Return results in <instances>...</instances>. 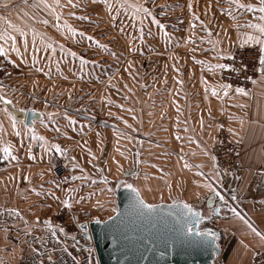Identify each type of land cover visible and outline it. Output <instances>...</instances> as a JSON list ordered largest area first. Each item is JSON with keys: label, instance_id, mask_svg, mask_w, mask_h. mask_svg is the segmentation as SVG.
I'll return each instance as SVG.
<instances>
[{"label": "crops", "instance_id": "0c3cea01", "mask_svg": "<svg viewBox=\"0 0 264 264\" xmlns=\"http://www.w3.org/2000/svg\"><path fill=\"white\" fill-rule=\"evenodd\" d=\"M114 1L110 0L113 4ZM128 2L135 4V0ZM172 2L160 0L157 20L165 26L164 31L170 23L179 33L174 37L155 36L157 45L165 43L159 54L155 52V56H150L153 54L150 51L142 52L148 60L141 69V79L132 73L128 83L124 128L115 126L123 131L121 135L126 133L125 169H138L149 179H158L157 182L146 177L142 180L137 174L134 186L147 203L175 200L200 209L204 218L213 215L209 225L222 236L218 262L214 264H249L256 252L264 250V240L248 227L251 224L264 234V79L258 71L246 95L230 89L225 95L220 88L219 68L210 66L221 64L232 48L241 47L242 34L254 30L237 25L257 23L259 13L236 9L234 5L230 8L226 0ZM240 2L259 4V0ZM47 3L52 7H44L41 0H0V32L14 36L19 49L18 55L12 51L11 40H0L7 51L4 56L16 66L15 74L11 73L0 82V96L11 101L7 104L0 100V148L11 145L12 156L16 157L12 159L0 152V264H97L89 233L76 222L78 217L73 216L74 226H61L54 222L57 219L50 213L51 196L56 194V186H60L50 173L54 165V159L50 158L58 154L53 152L57 133L50 136V124L54 121L49 118V103H38L33 94L50 95V74L73 75L61 71L52 60L82 56L87 43L103 40V27L124 26L128 20L118 25L115 20L120 15L115 7L109 12L103 0H72L71 4L68 0H59L60 7L56 6V0H47ZM34 4L39 6L33 7ZM168 7L174 9L172 18L162 16ZM45 20L47 23H43ZM130 20L129 24L134 26V19ZM151 23L150 16L144 17L146 38H151ZM65 24L76 30L75 35ZM21 31L25 35L22 36ZM110 37L109 31L106 39ZM209 39L218 42L215 51ZM64 78L57 81L61 82L57 84L59 87L67 81ZM213 88L217 95L212 94ZM58 91L63 90L59 88ZM28 110L40 114L31 126L25 125ZM11 117L16 120V130L12 128ZM219 117L225 118L229 129L233 130L230 132L232 140L242 144L238 167L231 173L214 167L210 153L215 120ZM33 128L37 136L45 138V148H41V141L31 140ZM16 131L20 132L19 136ZM67 167L73 170L68 180L75 173H78L76 177H80V173L83 175V168L81 172L71 164ZM156 171L161 177L156 176ZM79 180L73 187L77 189L78 196L73 197L76 203L87 199L86 190L79 189L90 184L85 183L86 179ZM152 184L158 185L150 188ZM205 184H210L214 191ZM232 208L239 215H234L230 211ZM96 216L91 219H98ZM50 217L51 229L45 225ZM61 228L63 233L59 231Z\"/></svg>", "mask_w": 264, "mask_h": 264}, {"label": "rangeland", "instance_id": "374dc122", "mask_svg": "<svg viewBox=\"0 0 264 264\" xmlns=\"http://www.w3.org/2000/svg\"><path fill=\"white\" fill-rule=\"evenodd\" d=\"M169 1L173 4L172 0ZM114 4H116V0ZM135 4L148 6L156 20L158 19L159 10L157 7L160 0H135ZM173 11V7H168L162 16L167 15L172 18ZM118 15L120 16L115 20L118 25L126 22L125 19L128 22L124 23V26L103 27V40L96 44L87 43L84 47L86 55L81 56L80 54L76 58L51 61L54 63L53 65L60 66L61 71L65 70L67 73H73V75L53 76L50 74V82L48 83L50 95L47 97L46 95L33 94V97L38 99V103L44 101L43 104L48 102L50 105V113L52 114L50 120L54 121L50 124V136L52 134L55 136L54 133H57L53 144L60 148V151H55L56 148H53V152H58V154L54 158L51 157L50 160L54 159V165L60 160H64L67 165L71 164L72 168H74L73 164L78 165L77 168L81 172H83L82 168L84 169L83 175L80 173V176L86 177L85 183H90L85 188L79 189L83 192L86 190L87 199L76 203L77 201L73 197L77 195V189L73 187L75 183L78 184L81 180H74L73 178L68 180L71 173L73 174L70 167L68 177L63 182H58L60 186H56L58 189H54L56 194L50 195L53 198L50 202V213L57 219L54 222H59L61 226H74L72 225V223L75 224L73 216H77L76 222L83 226V222L91 221V217L94 215L99 216H96L98 219L104 220L115 212L113 181L124 178V172L127 171L125 169L127 158L125 155H121L127 151L126 133L124 132L122 136L123 131L115 129V126L117 124L120 128L121 126L124 128L122 121L127 114L128 83L133 77L132 73H134L135 78L141 79V69L148 60L143 57V51H150L153 53L150 56H155V52L163 49L162 45L165 47L164 42H160L159 45L156 44L155 36L163 33L153 23H151L149 33L151 38H146L148 37L146 27L141 25L139 19L143 13H139L138 18L133 20L134 26L129 24L132 22L130 20L132 16L127 12L121 10ZM150 19H152L151 16ZM141 27L143 28L142 39ZM175 29L173 24L168 23L164 32L167 37H174L176 33H179V30L175 32ZM109 31L112 37L107 40L106 34ZM147 40H152V42L148 43ZM251 47H258V45L236 48ZM233 49L235 48L230 51ZM12 65V73L15 74L16 66L13 62ZM62 77H65L64 79L67 81L64 82L63 87H59L57 84L61 82L57 83V81L61 80ZM59 88L64 92H59ZM70 121L75 123H70ZM50 145L52 146L51 141ZM53 166L50 167L51 174ZM138 173L142 180L145 177L151 182L158 180L155 177L149 179L148 175L141 170ZM154 173L157 174V177H161L158 171ZM74 176H78V173H75ZM157 185L152 184L150 188ZM69 189H76V191H69ZM65 199L70 201L71 207L63 205L62 202ZM58 201L59 204H57ZM50 222L52 223L51 217Z\"/></svg>", "mask_w": 264, "mask_h": 264}, {"label": "water", "instance_id": "95a60500", "mask_svg": "<svg viewBox=\"0 0 264 264\" xmlns=\"http://www.w3.org/2000/svg\"><path fill=\"white\" fill-rule=\"evenodd\" d=\"M39 118L38 112L28 110L25 125L31 126ZM137 172L127 171L124 178L113 182L115 212L111 216L104 220L83 222L81 226L89 233L97 264L218 262V245L222 236L209 225L213 215L204 218L201 210L192 205L190 206L196 215L186 214L181 204L173 202L153 204L155 207L152 210L139 211L133 206V193L126 187L131 184L136 188L133 181ZM140 198L147 203L141 195ZM214 212L216 213V209ZM185 221L193 228L192 234L181 232ZM197 232L215 235L197 236Z\"/></svg>", "mask_w": 264, "mask_h": 264}, {"label": "snow or ice", "instance_id": "6c2138e0", "mask_svg": "<svg viewBox=\"0 0 264 264\" xmlns=\"http://www.w3.org/2000/svg\"><path fill=\"white\" fill-rule=\"evenodd\" d=\"M68 2L71 4L72 0H68ZM93 2H95V0H93ZM103 2L105 3V5L107 7V10L109 12H112L114 7H115L117 12H119L121 9H123L125 12H127L129 15H131L134 20L138 18V14L139 13H143L144 15L139 17L141 25H143L144 17L151 16L152 17V23L157 25L159 27L160 31L163 34L167 35L164 32L165 26L162 23H160L158 20H156L155 16H153L151 10L149 8L145 7L143 4L129 3L128 0H116V5L111 3L110 0H103ZM226 2L230 5V8H231V6L234 5L236 9H245L248 12H258L259 13L258 22L257 23L249 22L246 25H237V27L238 28L247 27V28H250V29L254 30L253 32L243 33L242 34V36L244 38L241 40V47H244L246 45L247 46L258 45V50H259V56H258L259 68L257 69V71L260 72L261 78L264 79V0H259V4L258 5H254L252 3H247V4L241 3L240 0H226ZM41 3L46 8H51L52 7L51 5H49L47 3V0H41ZM4 6L6 7L7 5L5 4ZM38 6L39 5H36V4L33 5V7H38ZM56 6L57 7L61 6V5H59V0H56ZM74 6H76V5H74ZM129 9H131L130 12L128 11ZM189 9L191 10V5H189ZM229 15H231V11H229ZM82 18L86 19L87 17H82ZM195 18L198 19V17H195ZM232 18L235 19V17H232ZM56 19L57 20L60 19V16L58 14L56 15ZM113 19H115V17H113ZM43 23H47V20L43 21ZM57 26L59 27V25H57ZM9 27H13V26L11 24H9ZM65 27H67L68 30L70 32H72L73 35H75V32H76L75 29H72L71 26H69L67 24H65ZM193 27H194V25H193ZM204 30L208 31L207 28H205ZM17 31H20V30L17 29ZM20 34L22 36L25 35V33H23L22 31L20 32ZM80 35L83 36L84 33H80ZM142 35H143V28L141 27V39H142ZM209 36H211L210 32H209ZM35 37H36V34L34 33L33 42H35ZM89 39H91V37H89ZM0 40H11L12 41V51H15L19 55V49L16 47V40H15L14 36H11L6 31L5 32H0ZM41 42L43 43V39H42ZM208 43L212 45V50L215 51L216 50V45H217L218 42L209 39ZM46 47H51V45H46ZM0 55H7V51L2 45H0ZM72 55L75 56L76 54L72 53ZM217 55H219V52L217 53ZM232 57H233V54L232 53H228V58H232ZM33 63L35 64L36 61L33 60ZM198 63H203V62L202 61H198ZM210 67H215V68H219V69H227V68H230L231 66L228 65V64H217V65L210 66ZM38 70H40V69H38ZM233 70L235 71L236 69H233ZM248 79H251V78H248ZM230 87L231 86L227 85V84L220 85V88L223 90L225 95H228V90H229ZM206 91H207V89H206ZM211 91H212L213 95H217V90L215 88H213ZM235 91L237 93H239V94H245V95L247 94L246 90L243 89V88H239L238 87V88H236ZM0 100H4V102L7 103V104L11 103L10 100H5V98L3 96H0ZM241 107H242V105H241ZM177 110L179 111V109H177ZM5 111H7V109H5ZM129 111H131V110H129ZM51 116H52V114L49 113V118H51ZM11 119H12V128H13V130H16V128H17L16 120H15L14 117H11ZM70 123H75V122L74 121H70ZM201 124H202V121H201ZM56 130L59 131V129H56ZM229 131L231 132L233 130L229 129ZM31 132H32L31 140H33V141H37V140L41 141V144H40L41 148H45V144L43 143L45 138L42 137V136H37L36 133H35V129L34 128L31 129ZM15 134L17 136H19L20 132L16 131ZM177 138L179 139V137H177ZM53 147H55L57 151H60V148H59L58 145H54ZM0 152H3L6 155L11 156L12 159H16L15 156H12V147H11V145L4 146V147L0 148ZM29 152H30V149H29ZM89 154L91 155V153H89ZM121 155H123V153H121ZM212 159H213L214 167H216V165H215L216 158L213 156ZM77 166L78 165L73 164L74 168L77 167ZM185 166L187 167V165H185ZM24 179L27 180L28 177L25 176ZM73 179L74 180L75 179H86V177H83V176L75 177L74 176ZM126 187L129 188L131 190V192L133 193V199H134L133 206L136 207L139 211H144V210L150 211V210H152L155 207V205H153V204L145 203L140 198L139 190L134 188L131 184L126 185ZM205 187H208L210 190L214 191V189L211 188L210 184H205ZM69 191H76V189H69ZM217 195H219V193H217ZM222 199H223V197H221V200ZM62 203H63V205L65 207H71V203H70V201L68 199H65ZM173 203L174 204H177V203L181 204L182 208H183V210H185L186 214L196 215L195 213H193L191 206L188 205L187 203H183V202H179V201H175V200L173 201ZM11 211H15V210H11ZM230 211H232V213L234 215H239L234 208L230 209ZM240 218L243 219V217H240ZM188 223H189L188 221H185L184 225H182L181 232L184 233V234H192L193 233V228L188 226ZM245 223H248V222L245 220ZM45 225L48 228H50V229L52 228V225H51L50 221L46 220L45 221ZM248 227L253 232H255L257 236H260L261 239L264 240V234L258 232L254 227H252L251 224H248ZM59 231L61 233H63L64 229L61 228V229H59ZM52 235H53V237L56 236L55 230L52 231ZM196 235L197 236H207V235L214 236L215 234L214 233H209V232H204V233L197 232ZM49 259H51V257H49Z\"/></svg>", "mask_w": 264, "mask_h": 264}, {"label": "built area", "instance_id": "2783aa9c", "mask_svg": "<svg viewBox=\"0 0 264 264\" xmlns=\"http://www.w3.org/2000/svg\"><path fill=\"white\" fill-rule=\"evenodd\" d=\"M229 53H232L233 57H225L221 64H228L231 67L218 70L220 83L230 85V90H236L238 87L249 90L258 74V47L235 48ZM12 72L13 65L10 59L0 55V82ZM210 153L216 158L215 165L218 170L231 173L238 167L242 144L232 140L229 124L225 118L219 117L215 120V137ZM52 175L59 182H63L68 177L69 169L64 160H60L53 166ZM249 264H264V250L256 252Z\"/></svg>", "mask_w": 264, "mask_h": 264}, {"label": "bare ground", "instance_id": "6f19581e", "mask_svg": "<svg viewBox=\"0 0 264 264\" xmlns=\"http://www.w3.org/2000/svg\"><path fill=\"white\" fill-rule=\"evenodd\" d=\"M1 226V225H0Z\"/></svg>", "mask_w": 264, "mask_h": 264}]
</instances>
